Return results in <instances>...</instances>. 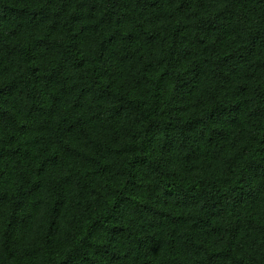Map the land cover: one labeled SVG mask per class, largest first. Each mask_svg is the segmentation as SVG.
Here are the masks:
<instances>
[{
  "label": "trees",
  "instance_id": "16d2710c",
  "mask_svg": "<svg viewBox=\"0 0 264 264\" xmlns=\"http://www.w3.org/2000/svg\"><path fill=\"white\" fill-rule=\"evenodd\" d=\"M0 264H264V0H0Z\"/></svg>",
  "mask_w": 264,
  "mask_h": 264
}]
</instances>
